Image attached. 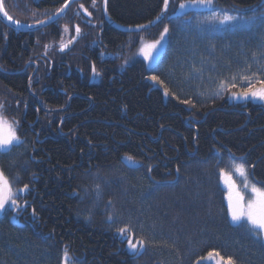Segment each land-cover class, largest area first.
<instances>
[{
	"label": "trees",
	"instance_id": "obj_1",
	"mask_svg": "<svg viewBox=\"0 0 264 264\" xmlns=\"http://www.w3.org/2000/svg\"><path fill=\"white\" fill-rule=\"evenodd\" d=\"M1 1L13 20L33 24L67 0ZM102 1H76L32 32L0 20V111L21 141L0 152V171L12 190L28 185L18 221L11 210L0 216V264H61L65 247L74 264H220L210 251L264 264L263 238L230 222L220 183L221 169L242 164L264 188V103L229 100L247 86L242 76L256 88L264 81V0L181 13L187 0H170L159 23L136 33L110 26ZM163 3L108 0L107 12L139 26ZM223 13L236 17L226 30L212 19ZM77 26L79 39L59 53ZM165 27L155 64L129 62ZM234 77L236 87L217 94ZM120 228L143 240L142 252L127 250Z\"/></svg>",
	"mask_w": 264,
	"mask_h": 264
},
{
	"label": "snow or ice",
	"instance_id": "obj_2",
	"mask_svg": "<svg viewBox=\"0 0 264 264\" xmlns=\"http://www.w3.org/2000/svg\"><path fill=\"white\" fill-rule=\"evenodd\" d=\"M95 2V0H93ZM169 0H164L165 10L167 9ZM195 6L211 8L213 6V0H193ZM83 7V6H82ZM186 7L185 4H181L180 8L184 9ZM0 11H3L2 5H0ZM87 14V13H86ZM7 16V13H4ZM8 19L11 21L12 17L8 16ZM159 19V17H157ZM212 19H218L215 15ZM236 17L224 15L222 18H219L220 24L232 23ZM14 23L19 26V21H14ZM139 27H146L141 25ZM67 31V28H65ZM168 32V28L165 27L163 33H161V40L165 38V34ZM76 33H80V28L76 27ZM160 40H157L153 43L146 44L140 49V53L144 56L145 60H149L152 57L153 50L157 49V45L160 44ZM66 47V45L61 46ZM92 74L93 76H99L100 73L97 71L95 65L92 66ZM151 79L154 82L160 83L157 80V77L152 76ZM242 80H247L248 84L246 87H242L241 90L237 92H232L231 98L234 100H243L246 101L251 98L253 101L264 102V81H257L260 83V87L257 89L255 85L251 82V77L248 75H244L241 77ZM235 77L233 78V82L230 84H225L224 81H221L220 88L217 92L219 94L220 91H224L226 88H235ZM168 94V90L165 89V95ZM184 103H190L189 101H182ZM3 105H0V110H2ZM21 141L17 134V126L11 122H9L3 112L0 111V152H7L11 149L14 144H19ZM127 159L131 161L133 158L128 156ZM234 171L243 178V185L245 189L250 190L252 193L251 197L247 200L245 199V195L242 191L237 188L236 182L232 180L230 174H226L223 169L220 171V176L225 180L226 185L229 187L230 195L228 196V207L227 214L230 217L231 223L233 225L239 226L241 228H246L252 235L257 237H264V188L256 186L255 183L249 182V177L247 170L242 164L234 165ZM28 188V185H24L23 189L20 191H24ZM99 186H97L98 191ZM17 193L12 190L11 183L9 179L5 176L3 171H0V210L5 208V205L11 204L14 208L19 207L17 204ZM111 203V202H109ZM109 220L112 219L111 216L108 217ZM120 233L123 235L128 231L127 228H120ZM143 240H138L136 243L132 242V238L128 237V246L130 249L135 250L137 248V244L141 247L143 246ZM219 257L220 264H235L233 257H223L219 252L210 251L208 253V257ZM63 264H74L72 261V257L70 256L69 250L65 247L63 251Z\"/></svg>",
	"mask_w": 264,
	"mask_h": 264
},
{
	"label": "rangeland",
	"instance_id": "obj_3",
	"mask_svg": "<svg viewBox=\"0 0 264 264\" xmlns=\"http://www.w3.org/2000/svg\"><path fill=\"white\" fill-rule=\"evenodd\" d=\"M182 4V3H181ZM180 4V5H181ZM183 4L186 5V7L184 9H181L180 8V5H179V8L177 9V12L176 13H181V12H184V11H187V10H210L214 7V2H213V6L211 8H204V7H198V6H195V4L193 3V0H187V1H184ZM220 15V14H219ZM224 15H228L226 13H223L221 16H219V18H222ZM219 18H218V21H217V26L222 29V30H226L229 25V23H226V24H220L219 22ZM22 24V23H21ZM164 31V28L162 29L161 33H163ZM161 33L158 37V39L156 40H144L140 43V45L138 46V48L133 52V54L131 55L130 59H129V62L135 60V59H140L142 61H144L145 65L149 68L151 67L153 64H155V62L158 60V58L160 57V55L162 54L166 44H167V37H168V33L165 34V38L163 40H161ZM70 40V39H69ZM69 40L65 41L64 43H62L60 46L64 45L65 43H67ZM157 40H160V44L157 45V49L156 50H153V53H152V57L149 59V60H145L144 59V56L140 53V49L146 45V44H150V43H153ZM59 46V47H60ZM101 56L102 57H109V56H112V53H107V52H102L101 53ZM36 66V65H35ZM259 87H257L258 89ZM238 93V92H237ZM232 94V93H231ZM231 94L229 95V100L232 101V102H244L243 100H234L231 98ZM246 101H251V102H255V103H264V102H260V101H253L251 98H249L248 100ZM20 139V138H19ZM16 145V144H14ZM13 145V146H14ZM236 165V164H234ZM234 165L231 169V171L227 172L224 170V172L226 174H230L231 177H232V180L236 182V185H237V188H239L242 193L245 195V199L247 200L249 197H251L252 193L250 192V190L248 189H245L244 188V185H243V178L240 177L235 171H234ZM249 177V175H248ZM249 182L250 183H253L249 177ZM220 183H221V186L222 188L224 189L225 191V194H224V200H225V204H226V207H228V196L230 195V190H229V187L226 185L225 183V180L221 178L220 176ZM257 186V185H256ZM259 187V186H258ZM14 192L17 193H20L22 194L24 191H20L19 190H13ZM17 204L19 205V207H13L10 203L5 205V208L3 210H0V216L4 213L5 210H11L12 212V215H11V219L13 221H18V210L20 208V204L17 200ZM229 217V216H228ZM229 220H230V217H229ZM231 222V220H230ZM117 233L118 235L125 240V243H126V248L129 252L131 253H140L143 251L144 249V244L143 246L141 247L139 244H137V248L135 250L133 249H130L129 246H128V237L130 236L132 238V242L133 243H136L138 240L137 239H134L133 236L127 231L126 233H124L123 235L120 233L119 229L117 230ZM263 240H264V237H262ZM63 264V257H62V263Z\"/></svg>",
	"mask_w": 264,
	"mask_h": 264
},
{
	"label": "water",
	"instance_id": "obj_4",
	"mask_svg": "<svg viewBox=\"0 0 264 264\" xmlns=\"http://www.w3.org/2000/svg\"><path fill=\"white\" fill-rule=\"evenodd\" d=\"M76 1H80V0H67L66 3L59 9L57 10L53 15L47 17L46 19L39 21L37 23H33V24H21L19 23V26H17L14 23V20L12 19L11 21L8 19V15L5 16L4 13V9L3 11H0V20L7 25L8 27L17 30V31H23V32H32V31H36V30H40L43 27H46L48 25H50L51 23L55 22L56 20H58L65 12L66 10ZM107 1L108 0H103L102 1V11H103V15H104V19L105 21L112 26L113 28L120 30L122 32L125 33H136V32H140L142 30H146V29H150L152 27H154L157 23H159L164 16L167 14L168 10H169V6H170V0L168 2L167 5V9L165 10L164 7V3H163V7L159 13V15L157 17H159V19H157V17L155 19H153L152 21L146 23V24H142L146 27H139V26H124L121 24L116 23L115 21H113L110 16L108 15L107 12ZM0 5H2V1L0 0ZM81 35V31L79 34L75 33V35L64 45H66V47H62L60 46L58 48V52L63 54L68 52L73 46L74 44L77 42V40L79 39Z\"/></svg>",
	"mask_w": 264,
	"mask_h": 264
},
{
	"label": "flooded vegetation",
	"instance_id": "obj_5",
	"mask_svg": "<svg viewBox=\"0 0 264 264\" xmlns=\"http://www.w3.org/2000/svg\"><path fill=\"white\" fill-rule=\"evenodd\" d=\"M30 62V61H29ZM28 65H29V63H27V65H26V68L24 69V70H27V67H28ZM36 69H37V66L35 67ZM36 69L34 70V72L36 71ZM34 72H32L31 74H30V78H31V80H30V82L32 83V81L34 80V81H36L35 80V78L33 79V77L35 76L34 74ZM47 74H49V73H47ZM33 81V82H34ZM46 88H51L52 89V87H50V86H46ZM72 97V94H70V98ZM39 101H41V99H38ZM31 102V101H30ZM48 110H53V109H51V108H47Z\"/></svg>",
	"mask_w": 264,
	"mask_h": 264
}]
</instances>
